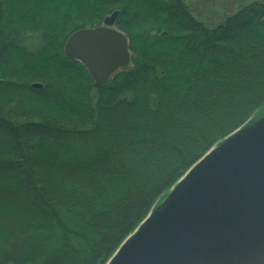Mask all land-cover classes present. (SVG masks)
<instances>
[{
	"label": "trees",
	"instance_id": "16d2710c",
	"mask_svg": "<svg viewBox=\"0 0 264 264\" xmlns=\"http://www.w3.org/2000/svg\"><path fill=\"white\" fill-rule=\"evenodd\" d=\"M222 5L208 26L188 0H0V264H106L264 116V0ZM113 12L130 64L98 87L63 50Z\"/></svg>",
	"mask_w": 264,
	"mask_h": 264
},
{
	"label": "water",
	"instance_id": "95a60500",
	"mask_svg": "<svg viewBox=\"0 0 264 264\" xmlns=\"http://www.w3.org/2000/svg\"><path fill=\"white\" fill-rule=\"evenodd\" d=\"M118 15L64 45L98 87L130 64ZM106 264H264V116L194 164Z\"/></svg>",
	"mask_w": 264,
	"mask_h": 264
},
{
	"label": "rangeland",
	"instance_id": "374dc122",
	"mask_svg": "<svg viewBox=\"0 0 264 264\" xmlns=\"http://www.w3.org/2000/svg\"><path fill=\"white\" fill-rule=\"evenodd\" d=\"M188 2L193 14L208 26L215 25L224 18L223 0H188ZM18 42L26 45L30 50L40 43L35 34H24Z\"/></svg>",
	"mask_w": 264,
	"mask_h": 264
}]
</instances>
